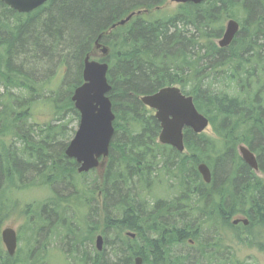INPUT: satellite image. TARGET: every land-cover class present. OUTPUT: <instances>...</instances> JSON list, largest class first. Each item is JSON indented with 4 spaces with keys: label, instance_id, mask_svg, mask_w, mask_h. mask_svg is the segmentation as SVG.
Wrapping results in <instances>:
<instances>
[{
    "label": "trees",
    "instance_id": "1",
    "mask_svg": "<svg viewBox=\"0 0 264 264\" xmlns=\"http://www.w3.org/2000/svg\"><path fill=\"white\" fill-rule=\"evenodd\" d=\"M166 2L50 0L23 14L0 0V123H6L0 131L8 132L7 123L13 124L24 145L16 150L5 146L1 153L0 196L8 183L24 182L35 175L41 185L64 188L61 193L57 191L62 198L48 201L55 208L46 207L42 217H62L64 212L76 217L77 210L86 207L90 225L97 227L96 194L100 181L96 170L80 174L76 161L66 157L68 145L58 139L66 136L67 124L39 128V139L25 134L19 124L26 121L21 107L30 100L12 89L24 86L31 94L37 91L35 81L22 67L38 65L41 71L43 66L51 67V62L54 66L60 64L66 69L65 101L61 104L60 95L55 97V93L46 99L56 105L57 116L68 111L80 118L71 94L83 84L85 58L103 35L101 40L110 53L101 61L109 63V97L116 115L115 135L102 182L104 235L123 236L130 230L131 216L136 217L138 226L147 224L148 219L142 215L146 209L140 202L146 201L148 193L158 195L155 188L162 187L166 189L161 193L169 197L158 199L166 207L156 209L167 216L159 224L167 229L170 253L175 242L195 236V232L188 235L197 224L189 212H209L205 221L194 228L201 226L207 230L196 234L202 253L169 254L162 261L211 264L215 259L214 262L225 264L221 241L225 227L248 230L250 236L254 227L264 225L263 180L243 161L238 149L245 145L253 151L259 169L264 172V0H206L199 5H182L170 14L153 12ZM140 10L149 12L112 29L131 12ZM226 19L237 20L241 29L230 47L220 48L216 39L221 37ZM55 74L53 79L50 76L51 83ZM167 86H179L183 93L193 96L197 109L209 118L214 137L185 129L183 153L158 141L161 125L140 97ZM3 87L5 91L1 93ZM201 163L211 168L210 184L203 181L198 171ZM68 188L70 193L65 191ZM240 215L249 220L247 227L232 224ZM139 219L142 221L138 222ZM75 234L71 229V235ZM211 235L216 238L213 254L211 242L207 241ZM125 241L120 254L105 255L103 264H132L134 253L128 251ZM113 243L110 242L111 250H117ZM135 255H139L138 250ZM226 256L234 264L230 254ZM5 258L12 259L3 251L0 241V264H4Z\"/></svg>",
    "mask_w": 264,
    "mask_h": 264
},
{
    "label": "flooded vegetation",
    "instance_id": "2",
    "mask_svg": "<svg viewBox=\"0 0 264 264\" xmlns=\"http://www.w3.org/2000/svg\"><path fill=\"white\" fill-rule=\"evenodd\" d=\"M187 4H192V3H187ZM177 5L180 7V6L185 5V4H177ZM156 9H158V7ZM140 11H142V13H146V14L149 12L148 10H140ZM134 12H136V11H134ZM131 13H133V12H131ZM136 16H138V15H136ZM136 16H134L133 19ZM116 28H112V29H116ZM101 39H100L99 43L102 44L103 46H107ZM99 51L102 52V47H97V42H96L94 51L91 53V56H92L91 58L96 59V60H100V61L103 59H106V58H103L102 56H100ZM109 51H110V48H109ZM21 70L27 76H29V78L31 80L34 79V81H35V79H36L34 76L35 74L29 73L27 68L25 69V67H22ZM52 75H54V71H52L51 76ZM20 89H22V91L27 90L24 86L20 87ZM52 91H54V90H52ZM21 108H22L21 113L22 114L24 113L25 119L29 118V116L31 114V112L29 111L30 110L29 105H23ZM2 124L6 125V123H0V127L3 126ZM19 124H20V127H22L21 130H24L25 128H23V127L28 126V125L30 126V128L32 130H33V127H32L33 125L36 124L37 126H39V124L32 123V122H29L27 120L25 122H20ZM7 126L10 129L8 131V133L7 134H0V136L6 137L9 134L13 135V133H10V132L14 131L13 130V129H15L14 125L7 123ZM34 128H36V127H34ZM15 134H16V132H15ZM25 134H27V133H25ZM27 135L30 136V134H27ZM15 139L17 142L20 141V140H18L17 137H15ZM158 141H159V139H158ZM5 146H6V144H5ZM9 148L18 149V147H15L14 143L10 144ZM65 152H66V150H65ZM65 155H66V153H65ZM0 156H2V154H0ZM16 156H17V158H19V157L28 158V159L31 158L30 155H16ZM257 161H258V159H257ZM108 162H109V157L105 162H102V165L99 168L96 169V172L98 174L99 181H100V185L97 189V194H96V199H97L96 201H97V205H98V215H99V217H98V225H99L98 229L101 230V234H99L98 236L101 235L104 238V247L101 250H99L97 247V237L98 236L96 237L95 243L92 242V240H89L90 241V244H89L87 237H86L83 240L84 243L82 245V248H80V250L79 249L77 250L78 246L76 244H75V248L72 249V243L75 242L76 235H71V229H75V226L76 227L78 226L76 224L77 219L75 217H70L69 212H67V213L64 212V216H62V217L53 216L52 218H49V219L42 217L44 209L48 208L47 210H50L51 208H55L54 207L55 204H53V202H49L47 204V206H45L41 209V206L45 204V201H42L40 208L33 211L31 205L28 206V204H24V203L19 204L18 201H10L4 197V193L6 192V190L8 188H15V189H19V190H24L25 188H27L29 185H32V184L42 186V185H40L38 176L31 175L30 176L31 179L29 178V180H30L29 185H27L25 187L18 186V183L19 184L24 183L23 181L22 182L16 181L15 183H8V185L4 186V188H3L4 193L1 197L2 202L0 204V241H1L3 251L6 253V255H8L10 258H12L11 260L9 259V261L7 260V258H5L3 260V263L4 264H20L22 262L21 264H23L24 263L23 260L19 261V258H17L18 255L20 254L19 252H21V248L19 249L21 242H23L26 245V241L34 240L38 244H43L42 241L47 239L46 242H50V239L54 236L60 238L58 243L61 244V246H64L65 249H63L61 247L60 248L50 247L49 245L45 244V245L41 246V248H42L41 250L37 249V251H34L31 254L29 253V251H27V258H29L30 256L33 258V260L35 258V260L31 263L26 259L28 264H47L46 263L47 256L49 254V251L53 248H55L61 252L65 261H67L68 264H73V263L74 264H103V261H104L103 257L105 255L106 256L107 255L118 256L120 254V250L126 246V244L124 243L125 239L127 240L128 251L131 253H134V257H133L134 259L132 261V264H136L138 258L142 259V264H165V261L163 262L162 260L166 256H168L169 254L171 256H178V255H189V254L195 255L196 253L197 254L202 253V250L200 249L201 246H199V243H197L196 238H198V235H196V234L200 233V230L202 233L207 232V230H206V228H203L201 226L200 227L197 226L196 229H194V228H195V225L200 224L203 220L205 221L209 212L208 211L203 212V211H199V210H194V211L191 210V212H189L193 216V218L197 224L194 225V228L192 226V228H191L192 232H189L188 235H191L192 233L195 232V234H194L195 236L193 235L194 237H192V236L188 237L183 242H175L173 244V245H175L174 249L171 250L172 252L170 253L168 250V247H169L168 239L169 238L166 236L167 229L165 227H162L159 224L161 222H164V220L166 219L167 216H166L165 212L156 209V207H166L165 202H159L158 201V199L159 200L167 199L164 196V194L162 195L161 192L158 193V195H156V196L153 194V192L148 193V195L146 196V201L140 202V205L144 206L146 209V211L143 212L142 215L144 218L148 219L149 222L147 224L138 226V224H136V222H137L136 217L131 216L132 221H131L130 230H126L125 233L123 234V236L113 234L114 237H113V239H111L109 237V235H107V233H106V235H104V232H105V227H104V223H103V218H104L103 198H104V195H103L102 182H103L105 170L108 166ZM78 168H79V165H78ZM254 172L257 174V176L259 178H261L263 180L262 182L264 183V179L262 178V176H264V172H262L260 169H259V171L254 170ZM202 179H203V177H202ZM203 181H204V179H203ZM44 186H46L48 189L51 190V193L49 195L48 200H50V199L55 200L57 197L58 198L63 197V196L57 195V191L60 192V188H56L54 186H48V185H44ZM162 189L164 190L166 188H162ZM65 191L70 193L71 190H70V188H68ZM191 204L194 205V203H191ZM195 205H197V204H195ZM207 205H209V204H207ZM239 206L242 207L243 205H239ZM211 213L214 215L215 211L211 212ZM133 214L135 215V213H133ZM151 215H154L155 217H152ZM10 217L19 218V220H17V221H21V224L19 225L18 228L14 227V225L7 226L9 223H5V221L7 219H9ZM152 218H158L160 221L153 220ZM228 218H230V215L228 216ZM139 221H142V220L139 219L138 222ZM145 221L147 222V220L144 219V222ZM203 225L205 226V224H203ZM244 226L247 227L248 225L247 226L244 225ZM262 226L264 227V225L261 223L259 225V227H262ZM6 229L14 230L16 232V235H17L18 245H17V250H16V253L14 256L9 255L7 248L3 242V232ZM43 233H44L43 239L39 240L37 236H41ZM35 237H37V240ZM72 238H73V240H72ZM62 241H64V244L62 243ZM207 241L211 242V244L209 246H210L211 253L213 254L216 250V248H215L216 247L215 246L216 241L214 239V236L209 237V239H207ZM110 242H112V243L114 242L113 243L114 247H117L118 249L117 250H115V249L110 250L111 249ZM202 242H204V241L202 240ZM113 244H112V246H113ZM88 245H89V247H88ZM76 250H77V252H76ZM137 250L139 252V255H135ZM223 250H224L223 261L225 264H230V259H229L230 257L227 258V256H226L227 254H229L228 253L229 250L227 247H225V244H224ZM74 251H75V253H73ZM262 251L264 252V249ZM219 254H221V251L219 252ZM214 260H212L213 262H211V264H218V261L214 262Z\"/></svg>",
    "mask_w": 264,
    "mask_h": 264
},
{
    "label": "water",
    "instance_id": "3",
    "mask_svg": "<svg viewBox=\"0 0 264 264\" xmlns=\"http://www.w3.org/2000/svg\"><path fill=\"white\" fill-rule=\"evenodd\" d=\"M11 9L29 14L44 6L50 0H1ZM206 0H170L173 4L192 3L199 5ZM142 11L133 12L125 19L114 24L112 28L123 26ZM240 32V23L235 19L227 22L223 37L219 40L220 48L231 46ZM103 35L97 40V47H102V57L109 55V48L99 43ZM87 55L84 61L83 84L76 88L72 96L75 109L80 114L78 129L70 141L66 156L75 160L78 172L89 173L96 170L105 162L110 154L111 144L115 135L114 122L116 115L109 97L112 85L109 82V63L101 62ZM142 103L155 111V118L161 125L160 143L175 148L180 153L185 152V129H191L195 134H202L210 127V120L201 113L194 102L193 96L186 95L178 86H167L154 94L140 97ZM243 161L253 170L259 171L255 153L247 146H239ZM102 160V161H101ZM198 171L207 184L212 182V171L207 164L198 165ZM249 225L248 219H236L233 225ZM3 242L10 256L17 250V235L12 229L3 232ZM97 247H104L103 236L97 237ZM136 264H142L138 258Z\"/></svg>",
    "mask_w": 264,
    "mask_h": 264
},
{
    "label": "rangeland",
    "instance_id": "4",
    "mask_svg": "<svg viewBox=\"0 0 264 264\" xmlns=\"http://www.w3.org/2000/svg\"><path fill=\"white\" fill-rule=\"evenodd\" d=\"M137 6L142 7V5H137ZM134 7L135 6L130 7L128 10H131V8H134ZM177 9H179V6L177 4H173L170 2V0H167V2L163 6H159L158 9L155 8V11L153 12L158 11V12H161L162 15H165V14H170L176 11ZM228 21L229 19H226L224 21V31L221 37L216 39L217 44L225 32V28H226ZM99 53H100V56H102V52L99 51ZM2 62H4V59ZM51 63H52L51 67H53L52 70L50 69L51 67L49 66H43L44 69H41V71L40 69H38V65H26L25 66V69L27 68L29 73L35 74L34 75L36 78L35 87L37 88L36 92L31 94L27 92V90L25 91H22V89H12V90L20 95H23L25 99L30 100L28 105H29V109H30L29 111L31 112V114L29 118H27L26 120L32 123L39 124V126H37L36 124L33 125L32 126L33 130L30 128L29 125L24 126L23 127L25 128L23 130L24 133L34 136L38 133L39 128L45 127L46 125L67 124L65 125L66 126L65 131L67 132V134L64 137L59 138L58 142L60 140L61 142L68 145L70 141H72L78 129L80 118H78L75 114L73 115V113L68 112V111L65 113L63 112L62 115L60 116H57L56 105L53 106L51 104L52 100L46 99L48 97H52L53 96L52 93H55V97L57 96V94L60 95L59 102L61 101V104H62L65 101V99L63 98L64 92L67 93L65 89L66 86L64 85V79H66L64 78L66 76V69L64 68V66L60 64H57L56 66H54L53 65L54 62H51ZM52 71H54V74L55 73L56 74L54 76V80L51 83V79H53V77L51 76ZM50 76L52 77L51 79H50ZM46 85L48 87H46ZM51 89L54 90V92H50L52 91ZM75 90L76 89L73 90L71 94L72 96ZM4 91H5V88L4 87L1 88V93H3ZM72 96H71V99H72ZM58 119H61V121L58 122L57 121ZM7 133L8 132L4 134H7ZM10 133H13V135L9 134L6 137L0 136V154L4 153L5 144L7 146L6 149H8L10 147V144L12 143H14L15 147H18V149L24 146L21 141H18V142L16 141L15 137L17 136L14 131H11ZM204 133L211 137L215 136L212 126H210ZM0 134H1V131H0ZM39 138L40 137L38 135L34 137V139H39ZM262 178L264 179V176H262ZM29 182L30 180L27 177L24 183H20V184L18 183V186L25 187L29 185ZM56 188H60V191L63 192V189H64L63 187L58 185L56 186ZM162 190H163L162 187H156L155 193L157 192L160 193ZM50 193H51V190L48 189L46 186L44 185L39 186L36 184L34 185L32 184V185H29L24 190L8 188L6 192L4 193V197L10 201H18L19 204L24 203V204H28V206L31 205L32 210L34 211L40 208L42 201L47 200L45 203L46 204L48 203L49 201L48 198H49ZM164 193L165 192H162V195ZM164 196L169 197L166 194H164ZM1 197L2 196H0V202L2 200ZM88 212H89V209L86 207L80 208L79 210H77V214L75 218L77 219L76 224L78 226L77 227L75 226V229H74L76 232L75 244L78 246L77 250L78 249L80 250V248H82V245L84 243L83 240L86 237H87L88 243L90 244L89 240H92V242L95 243L96 237L99 234H101V230L98 229V226H99L98 222L96 224L97 227L90 225L91 221L89 219ZM70 217H73V214L71 212H70ZM237 217L242 218L241 215ZM17 220H19V218L10 217L9 219L5 221V223H9L7 226L14 225V227L18 228L19 225L21 224V221H17ZM225 228H226V231H223V234L225 236H224V239H221V241L225 244V247L228 248L229 250L228 253L230 254L231 258L234 259V264H264V252L262 251L264 249V227L263 226L254 227L253 230H251L252 235L250 236L247 235V233L249 232L248 230H247L248 232L244 229L237 230V229H233L230 226L225 227ZM241 231H243L242 236H244V239H242V236L240 235ZM43 236H44V233L41 236H37V237L39 240H42ZM213 236L214 235H211L210 237H213ZM37 237H35L36 240H37ZM113 237L114 235L110 236L111 239H113ZM214 239L216 238L214 237ZM59 240L60 238L54 236L50 239V242H46L47 239L42 241L43 244H38L34 240L26 241V245L23 242H21L20 247H19V249L21 248V252H19L20 254L18 255L17 258H19V261L23 260L24 262L23 264H28L26 259L31 263L35 260V258L34 260L31 256L27 258V251H29V253L31 254L32 252L37 251V249L41 250L42 249L41 246L45 244L49 245L50 247H57V248L61 247L65 249L64 246H61V244L58 243ZM62 243L64 244V241H62ZM73 253H75V251ZM46 263L47 264H68V262L65 261L61 252L55 248L49 251Z\"/></svg>",
    "mask_w": 264,
    "mask_h": 264
},
{
    "label": "bare ground",
    "instance_id": "5",
    "mask_svg": "<svg viewBox=\"0 0 264 264\" xmlns=\"http://www.w3.org/2000/svg\"><path fill=\"white\" fill-rule=\"evenodd\" d=\"M242 158V157H241ZM210 168V167H209ZM211 169V168H210Z\"/></svg>",
    "mask_w": 264,
    "mask_h": 264
}]
</instances>
